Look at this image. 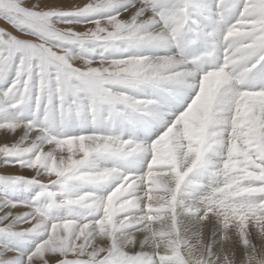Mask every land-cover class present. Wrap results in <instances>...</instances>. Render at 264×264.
Segmentation results:
<instances>
[{
  "label": "snow or ice",
  "instance_id": "6c2138e0",
  "mask_svg": "<svg viewBox=\"0 0 264 264\" xmlns=\"http://www.w3.org/2000/svg\"><path fill=\"white\" fill-rule=\"evenodd\" d=\"M0 264H264V0H0Z\"/></svg>",
  "mask_w": 264,
  "mask_h": 264
}]
</instances>
